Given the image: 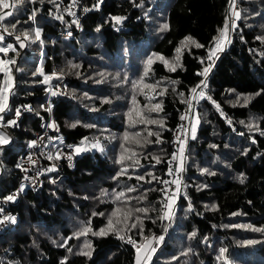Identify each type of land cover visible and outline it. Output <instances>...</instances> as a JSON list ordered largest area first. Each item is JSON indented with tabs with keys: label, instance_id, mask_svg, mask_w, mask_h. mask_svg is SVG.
I'll return each instance as SVG.
<instances>
[{
	"label": "trees",
	"instance_id": "trees-1",
	"mask_svg": "<svg viewBox=\"0 0 264 264\" xmlns=\"http://www.w3.org/2000/svg\"><path fill=\"white\" fill-rule=\"evenodd\" d=\"M12 3L17 6L3 11L13 15L0 21V45H11L0 54L15 61L9 109L13 113L16 104L31 102L36 113L25 115L18 128H9V143L0 145V196L10 194L20 178L23 149L16 146L42 127L43 102L53 104L63 137L89 146L59 181L46 177L39 190H26L10 206L14 222L11 218L0 229V264H136V247L127 239L140 246L156 235L163 240L150 264H264V231L253 230L264 229V39H258L264 38V0H236L240 18L234 16L235 26L229 0ZM112 17L124 19L116 24ZM165 24L168 30L161 31ZM226 24L231 42L209 59ZM160 56L175 64L176 71L156 58ZM149 58L154 62L144 76ZM205 68L206 76L200 74ZM3 79L0 71V90ZM141 79L158 87L134 88ZM193 88H200L194 115L199 126L194 139L189 129L181 146L184 186L166 231L163 181L170 178L173 134L186 117ZM133 97L145 117L163 126H132L128 113ZM244 97L252 99L245 105ZM157 103L161 110L149 112ZM97 142L100 147L92 150ZM121 154L132 159L121 164ZM122 168L126 171L118 175ZM121 191L125 196L117 201ZM117 208L133 210L127 224L137 227L116 225L124 229L118 234L108 230V217ZM136 208L148 212L137 213ZM86 226L91 231L77 238L74 234ZM101 229L107 234L93 235ZM84 251L91 255L80 254Z\"/></svg>",
	"mask_w": 264,
	"mask_h": 264
},
{
	"label": "built area",
	"instance_id": "built-area-1",
	"mask_svg": "<svg viewBox=\"0 0 264 264\" xmlns=\"http://www.w3.org/2000/svg\"><path fill=\"white\" fill-rule=\"evenodd\" d=\"M77 5L78 7L81 6V2L78 1ZM81 16H83V14H81ZM19 41L21 42V44H23L22 40ZM0 48H6L7 51L10 50L9 47ZM2 53L5 52H1V54ZM1 54L0 60L7 61L8 58L3 57ZM8 76L11 77V87L5 94L7 96V109L5 110V112L0 113V116L3 117V119H0V136L5 137L7 139V142L10 141V137L8 136V129L18 128L19 126H21V122L25 115L36 113V108L31 102L16 104L15 108L13 109V113H11V109H9V99L13 87V76L10 71L7 75L4 73V86L2 85L1 89H4L6 81L8 80ZM196 95L197 92L194 93L192 97H190L189 104H191V107H188L186 117L183 119L181 125L173 134L172 139L175 142L176 146L173 150V155L175 154L177 158L174 160L172 157L171 169L173 170V172L170 175L169 180L167 181L168 183H166L162 188L164 203L163 208L165 213L169 211L165 207L166 203L169 202L168 198L175 195V199L174 201H172L171 218L163 219L164 222L171 221L183 190L184 177L183 169L180 170L182 160L179 149L188 139L186 128L190 119L194 117L197 111ZM42 109L45 112V115L42 118V127L34 132V134L26 141V143L23 145V150L18 157V170L20 178L18 179L15 188L10 194L0 196V229L5 227L13 217L10 206L18 201L26 190H39L43 186V182L46 180V177L49 176L54 182L59 181L62 177L65 176L66 167H74L76 160L83 151L82 150L81 152L76 153L75 148L82 147L79 145H74L65 137H63L61 127L55 119L54 106L50 102V100L42 103ZM17 110H19L20 112L19 116L16 115ZM10 121H15V124H11ZM69 157H71V159H69ZM33 161L35 163H33ZM173 180L179 181L178 190L177 185L172 183ZM9 196H13L14 199L8 200L7 198ZM168 227L169 223L166 226V231L168 230Z\"/></svg>",
	"mask_w": 264,
	"mask_h": 264
},
{
	"label": "snow or ice",
	"instance_id": "snow-or-ice-1",
	"mask_svg": "<svg viewBox=\"0 0 264 264\" xmlns=\"http://www.w3.org/2000/svg\"><path fill=\"white\" fill-rule=\"evenodd\" d=\"M19 2H22V0H19ZM101 2H102V0H101ZM229 2H230V5H231L232 14L235 16L236 19H239L240 18V13L235 10L236 0H229ZM73 3H75V0H73ZM16 6L17 5L15 3H9L8 0H0V21H3V20H5L6 17H10V16L13 15V12H11V11L4 12L3 10L9 9V8H15ZM123 19L124 18H122V17H112V20H114L116 24H120ZM233 26H235L234 21H233ZM13 27H15V25H13ZM99 30L100 29L97 28V31H99ZM166 30H168V25L167 24L163 25V27L161 28V31H166ZM5 31H7V29H5ZM36 35H37V37H39V33L38 32L36 33ZM3 38H4L3 36H0V40H3ZM16 38H17V40L20 39V37H16ZM25 38H27V34H25ZM258 39H264V38H258ZM187 40H189L191 43H194L197 48L202 47V45L195 43V41H192L190 37L187 38ZM230 42L231 41H230V39L228 37V25L226 24L225 27L220 31L219 37L215 38V46L209 52V59H212V57L215 56V54H216V52L218 50L219 51H223V45L225 43H230ZM23 46L24 45L21 44V47H23ZM10 47H11V45H9V48ZM6 51H7L6 48H0V52H6ZM176 51H177V53H179L181 51V49L178 48ZM156 58L157 59H160L161 61H163L165 63V65L169 67V70L170 71H172V72H175L176 71V65L175 64H172L169 61L164 60V58L162 56L156 57ZM177 60H179V56H177ZM153 62H154V60L152 58H149V60L147 61L148 67L146 68V70L144 72V76H147L148 75L149 71L151 70L150 66L152 65ZM8 63H13L14 64L15 61H2V60H0V71L5 72L6 75L10 71L7 68V64ZM72 67L75 68V67H78V66L77 65H72ZM208 71H209V68H205L204 71H203V73H200V74L206 76L207 73H208ZM46 79H48V78H46ZM10 81H11V77L8 76V80L6 81V84H5L4 89L2 91H0V113L5 112V110L7 109V96L4 93H6L8 91V89L11 87ZM172 83L175 84L176 81H172ZM141 85H142L143 88H148V89H151L153 91H155L156 88L158 87V85L144 84L143 83V79H141V81H139L138 83H134L133 84V87L134 88H138ZM201 85L203 87H207V85H206V83L204 81L201 82ZM198 87H201V86L198 85ZM166 91H167V89H164L159 94L160 95H163L164 92H166ZM191 91H192V93H196L197 92V89L196 88H193ZM55 94L56 93H53V95H55ZM260 94L261 93H259V92L257 93V95H260ZM199 95H200V97H204L205 96V93L203 92V90L200 91ZM148 98L149 99H154L155 97H148ZM208 99H211V97H208ZM251 99H252V97H244L243 98L244 104L245 105L248 104L251 101ZM237 102H239V98H238V101ZM133 105H134V107H133L132 111H130L128 113V117H129V120H130L132 126H134L136 123H144V124H157V123H159L161 126H163V122L162 121L148 119L147 117L144 116L143 111L140 110V109H138L135 106L136 105L135 97H133ZM189 107H191V104H189ZM160 110H161V104H159V103L153 105L151 108L148 109L149 112H152V111H160ZM133 112H135L136 116L138 117L137 120H133ZM19 114H20V112H19V110H17L16 111V115L19 116ZM184 118H185L184 116L181 117V119H184ZM0 119H3V117L0 116ZM10 123L11 124H15V121H10ZM70 126L74 128L77 125L76 124H72ZM252 127H253L252 125H249V128H252ZM194 132H195V129H193V137H192L193 139L195 138ZM262 134H264V133H262ZM136 135L139 136V133H137ZM148 135L151 136V135H154V133H152V132L149 131L148 132ZM155 135L157 136L156 142L159 143L160 142V140H159V134L156 133ZM124 139H125V141H128L129 140V137L127 135H125ZM133 139L135 140V143L140 144V140L135 139V138H133ZM148 142L150 143L151 141H148ZM2 143H7V139L5 137H3V136H0V144H2ZM92 147L99 148L100 145L97 142L96 144H93ZM82 150L83 149L80 148V147L75 148V152L76 153H79ZM183 151H184V149H183V147H181L179 149V152H180L181 156L183 154ZM135 155H136L135 152H133L132 153V156H135ZM57 158H59V157H57ZM176 158L177 157L174 154L173 155V159L175 160ZM29 159H31V158H29ZM69 159H71V157H69ZM125 159H132V157L131 156L125 157L124 154H121L118 162L121 163V164H123L124 161H125ZM153 159H155L157 161V163H159V157H153ZM33 163H35V162L33 161ZM135 163L138 164L139 161L137 160V161H135ZM182 169H183V162L181 161L180 170H182ZM125 171H126V169H123L122 168L121 169V172L118 175H123ZM204 171L207 172V169H204ZM172 172H173V170L170 168L169 169V175H171ZM210 174H213L214 175V173H210ZM137 179L143 180L144 177L143 176H138ZM153 179H157V178L156 177H153ZM148 182L151 183V181H148ZM243 182H244V178L241 177L240 178V183H243ZM163 183H168V182L167 181H163ZM172 183L177 185V190H178L179 189V181L173 180ZM128 191L129 192L135 191V189L134 188H129ZM102 195H105L106 196V195H108V193L107 192H104V193H102ZM124 196H125V192L121 191V192H119V193L116 194L115 199L117 201H119ZM7 199L8 200H13L14 197L13 196H9ZM174 199H175V195H173L172 197L168 198L169 202L166 203L165 207L169 211H167L165 213V215L163 217H161L162 219H170L171 218V214H172L171 213L172 201H174ZM134 211L137 212V213H143V214L146 215L147 212H148V209L147 208H136ZM92 215L95 216V215H98V214L95 213V212H93ZM99 215H104V214L103 213H99ZM132 215H133V210H131V209L125 211V210H123L121 208H117L116 210H114L112 212L111 216L108 217L107 229L108 230H112V231H116L117 234H118L119 231H123L124 229L122 228V229H119L118 230L116 228V225L123 224V225H125L126 228H136L137 227V224L136 223H132L130 225L127 224V221L132 217ZM118 216L121 217V218L116 219L115 220V224H114L113 218L114 217H118ZM12 219H13V222H14V218H12ZM137 219H139V218H137ZM253 230L254 231H264V229H253ZM89 231H91L90 227H87L86 226L80 232L75 233L74 235L78 238L79 236L86 235ZM106 234H107V231L105 229H101L99 232L93 233V235H106ZM195 235H196L195 232L192 233V236L193 237ZM118 238L123 240L124 239V236H119L118 235ZM159 239L160 240H163V237H159ZM127 242L130 243V244H132L134 247H136V250H137L136 264H148V262L151 260L152 254L155 253V251H156V249L151 246V241L148 240L145 244H142L140 246H137L136 245V241L132 240L131 237H129L127 239ZM247 243L252 244V243H256V241H247ZM61 246H63V245H61ZM85 247L86 248H90V245H87L86 244ZM142 250L144 252V255L143 256L140 255V253H141ZM69 251H71L70 248H69ZM189 252H191V249H189ZM224 252H225V250L224 249H221V253H220L221 257H223ZM80 254L85 255V256H90L91 255L90 251H84V252H82ZM184 255H187V253H184Z\"/></svg>",
	"mask_w": 264,
	"mask_h": 264
},
{
	"label": "rangeland",
	"instance_id": "rangeland-1",
	"mask_svg": "<svg viewBox=\"0 0 264 264\" xmlns=\"http://www.w3.org/2000/svg\"><path fill=\"white\" fill-rule=\"evenodd\" d=\"M235 10H237V8H236V6H235ZM233 19H234V15L232 14V11H231V24L233 25ZM231 31L230 32H228V37L230 38V36H231ZM20 42V41H19ZM21 43V42H20ZM227 44H229V43H225L224 45H223V49H225V45H227ZM215 46V45H214ZM0 47H4V46H1L0 45ZM214 48V47H213ZM221 51H217L216 52V54H215V56L216 55H218L219 53H220ZM214 56V57H215ZM7 61H10V59H8ZM7 68L11 71V63H8L7 64ZM3 73H5V72H3ZM7 77V76H6ZM5 77V78H6ZM3 86H4V80H3ZM4 94H6V93H4ZM10 100V99H9ZM1 115V114H0ZM192 121H194L193 122V126H192V130L190 131V134H189V136L190 137H193V129H195V132H194V135H196V132H197V129H198V126H199V119L197 118V116H195V117H193L192 119H190V121H189V123H188V125L190 124V122H192ZM198 121V122H197ZM187 125V126H188ZM189 127H190V125L186 128V132L187 133H189ZM9 142V141H8ZM7 142V143H8ZM7 143H2V144H7ZM2 144H0V145H2ZM86 146H89V145H87V144H83L82 145V147L85 149V147ZM22 147H23V144L22 143H18L17 144V146H16V149L17 150H21L22 149ZM90 147H92V146H90ZM96 148H94V147H92V150H95ZM158 236L156 235V238L155 239H153L152 241H151V246L152 247H154L155 249L159 246V238H157ZM151 263V261L148 263V264H150Z\"/></svg>",
	"mask_w": 264,
	"mask_h": 264
},
{
	"label": "water",
	"instance_id": "water-1",
	"mask_svg": "<svg viewBox=\"0 0 264 264\" xmlns=\"http://www.w3.org/2000/svg\"><path fill=\"white\" fill-rule=\"evenodd\" d=\"M10 3H12V0H10ZM17 37H18V36H17ZM19 40H22V41H23V45H24L23 47H26V44H27V43H26L25 39H23V38L20 37ZM226 47H227V45H225V48H226ZM199 89H200V88L197 89V93H198Z\"/></svg>",
	"mask_w": 264,
	"mask_h": 264
},
{
	"label": "crops",
	"instance_id": "crops-1",
	"mask_svg": "<svg viewBox=\"0 0 264 264\" xmlns=\"http://www.w3.org/2000/svg\"><path fill=\"white\" fill-rule=\"evenodd\" d=\"M2 90H3V89H1L0 91H2ZM193 122H194V121L190 122V124H189V125H190L189 129H191V130H192ZM189 125H188V126H189ZM188 126H187V127H188ZM150 261H151V260H150ZM150 261H149V262H150ZM149 262H148V263H149Z\"/></svg>",
	"mask_w": 264,
	"mask_h": 264
},
{
	"label": "bare ground",
	"instance_id": "bare-ground-1",
	"mask_svg": "<svg viewBox=\"0 0 264 264\" xmlns=\"http://www.w3.org/2000/svg\"><path fill=\"white\" fill-rule=\"evenodd\" d=\"M7 55V54H6Z\"/></svg>",
	"mask_w": 264,
	"mask_h": 264
}]
</instances>
